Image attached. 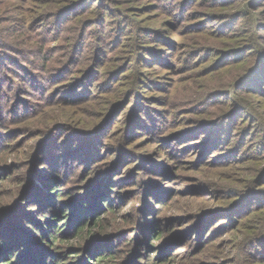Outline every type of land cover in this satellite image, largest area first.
<instances>
[{
    "label": "rangeland",
    "instance_id": "374dc122",
    "mask_svg": "<svg viewBox=\"0 0 264 264\" xmlns=\"http://www.w3.org/2000/svg\"><path fill=\"white\" fill-rule=\"evenodd\" d=\"M261 58L264 0H0V264H264Z\"/></svg>",
    "mask_w": 264,
    "mask_h": 264
},
{
    "label": "trees",
    "instance_id": "16d2710c",
    "mask_svg": "<svg viewBox=\"0 0 264 264\" xmlns=\"http://www.w3.org/2000/svg\"><path fill=\"white\" fill-rule=\"evenodd\" d=\"M2 44V43H1ZM230 53H232V51L230 52ZM230 53H228V56L230 55ZM260 55L261 54H257V57H260ZM257 64H258V66L260 65V66H262L263 64H264V59H260V60H258L256 63H255V65L252 67V69L251 70H253L254 68H257L256 66H257ZM264 66V65H263ZM262 70H263V68H261ZM260 69V70H261ZM255 70V69H254ZM254 70L251 72V71H247L246 72V74L244 75V76H242L241 77V79L239 80L240 82L239 83H242V85H243V83H246V82H248V78H250L252 75H253V72H254ZM261 70V71H262ZM80 86L81 85H79L78 86V88L76 89V91H74V94L72 95L73 96V100H75L77 97H78V95H77V93L79 92V88H80ZM129 93H134V89L133 90H130L129 91ZM233 109H238V108H234V107H232V110ZM231 110V111H232ZM229 115V113H227L225 116H228ZM228 130H229V128H228ZM41 143H43V141H40L38 144H37V147H38V145H40ZM38 152H36V156L37 155H39V153L37 154ZM35 157V156H34ZM112 175V174H111ZM111 175H109V177H108V182H109V178L110 177H112ZM115 176V175H114ZM113 176V177H114ZM40 178H41V176H39ZM31 179V177L30 176H26V179H25V181L24 182H28L29 180ZM107 180L104 182H101L100 184L99 183H97L98 185L95 187V189L94 190H92L90 193H89V195H87L86 196V198L88 197V196H90V198L88 197L87 198V200H86V204H85V207H87V206H91V205H88L87 203H90V204H92V203H94V202H98V201H100V203L98 204V208H97V211L98 210H100V211H104V209H106V208H104V205H107L108 204V201H109V199L107 198V197H105V193H106V191H105V185H106V183H107ZM31 181V180H30ZM29 181V183H27V185H25V187H24V190H23V192H25L26 191V189H27V187L29 186V184L31 183ZM42 183L44 184V186L46 185V181H42ZM43 184H42V186H43ZM110 185H111V183H110ZM111 187V186H110ZM54 191L56 192V189H54ZM108 191H111L110 189H108ZM50 194H52V193H50ZM92 194V195H91ZM108 206V205H107ZM67 207L68 206H66V205H64V207H63V209L61 210V211H59V214L57 213V214H55V212L54 213H52V215H54V219H50V222L49 223H51V225H43V230H44V232L47 234L48 232H46V229H47V226H50V232H52L53 233V236H50V238H48V241L47 242H49L51 245H52V243L53 242H55L56 240H58L59 239V237H58V234L59 233H61L59 230H60V228H59V226L62 224V215H60V212L61 213H64L65 212V210L67 209ZM81 207V209H78L77 210V214H76V216H75V218H74V221L73 220H71V226H72V224H74V226H73V228H74V232L75 233H78V234H76L77 236L79 235V234H81V232H82V230L84 229V227L85 226H87L88 225V222H87V219H81V216H82V212L84 211L83 210V208L84 207H82V206H80ZM108 209V208H107ZM79 214H81V215H79ZM72 217H74V216H72ZM53 221H57L58 223H56V225H54L53 224ZM39 224V223H38ZM88 231V235H92V234H95V233H92V232H90L89 230H87ZM56 233V234H55ZM102 234L103 235H107V233L105 232V231H103L102 230ZM152 238L153 239H157V238H159V236H160V233L158 232V231H154L152 234ZM41 240H44V239H41ZM60 240V239H59ZM31 241H33V240H31ZM106 240H99L98 242H96V241H94L92 244H91V246H93V247H91V246H89L88 247V249H87V255H86V259H88V261L90 260V261H93V263L92 264H107L108 262H105V256H106V252H99L100 250H101V246L104 244L103 242H105ZM9 237H7V234H4V235H1V237H0V259H3V258H5V254H7L8 256H11V254L13 253L14 254V252H16L17 251V249H16V244H14V245H11V246H8V244H9ZM41 245H42V243H41ZM105 245V244H104ZM148 248H150L151 247V245H148L147 246ZM105 248L106 249H109L108 248V246H106L105 245ZM99 252V253H95V252ZM109 255V254H108ZM94 259V260H93ZM114 259V258H113ZM168 259H170V258H167L166 259V261L168 260ZM9 262H13V261H10L9 260ZM10 263V264H11ZM5 264H7V262L5 263ZM12 264H14V263H12ZM82 264H84L83 262H82ZM88 264H90V263H88Z\"/></svg>",
    "mask_w": 264,
    "mask_h": 264
}]
</instances>
